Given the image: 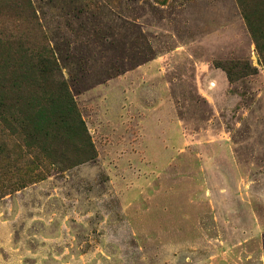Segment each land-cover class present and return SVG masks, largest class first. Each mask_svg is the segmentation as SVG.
<instances>
[{
    "label": "rangeland",
    "instance_id": "obj_1",
    "mask_svg": "<svg viewBox=\"0 0 264 264\" xmlns=\"http://www.w3.org/2000/svg\"><path fill=\"white\" fill-rule=\"evenodd\" d=\"M40 46L93 152L0 125V264H264V61L237 0H0V58Z\"/></svg>",
    "mask_w": 264,
    "mask_h": 264
},
{
    "label": "trees",
    "instance_id": "obj_2",
    "mask_svg": "<svg viewBox=\"0 0 264 264\" xmlns=\"http://www.w3.org/2000/svg\"><path fill=\"white\" fill-rule=\"evenodd\" d=\"M237 2L264 61V0ZM7 56L0 58V125L19 131L26 146H38L48 157L66 156L51 149L56 141L92 155V144L51 51L40 46L15 49ZM13 73L20 80L18 91L7 99L3 82Z\"/></svg>",
    "mask_w": 264,
    "mask_h": 264
}]
</instances>
